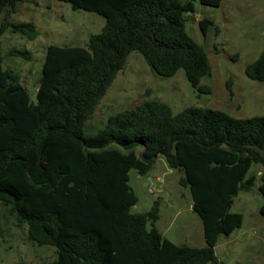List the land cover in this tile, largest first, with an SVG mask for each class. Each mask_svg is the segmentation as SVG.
<instances>
[{"label":"trees","instance_id":"obj_1","mask_svg":"<svg viewBox=\"0 0 264 264\" xmlns=\"http://www.w3.org/2000/svg\"><path fill=\"white\" fill-rule=\"evenodd\" d=\"M57 1L106 24L87 47L47 49L36 102L21 77L0 64V202L27 227L31 242L56 249L52 264H225L215 248L220 236L243 226L242 214L231 210L240 191L254 185L255 177L246 179L253 164L263 166L264 199V116L236 119L204 107L175 114L169 104L147 100L111 116L96 135L85 134L133 52L157 75L184 70L193 88L210 93L201 85L211 73L209 55L186 29L193 0ZM222 1L200 3L219 8ZM21 2L0 0V17ZM6 26L30 40L39 35L32 23ZM199 26L204 35L216 28L209 19ZM246 75L264 82V52ZM160 155L185 173L180 184L190 189L204 247L163 238L155 226L159 202L149 212H131L138 198L130 172L147 175Z\"/></svg>","mask_w":264,"mask_h":264},{"label":"rangeland","instance_id":"obj_2","mask_svg":"<svg viewBox=\"0 0 264 264\" xmlns=\"http://www.w3.org/2000/svg\"><path fill=\"white\" fill-rule=\"evenodd\" d=\"M192 3L195 12L187 15L186 29L209 55L211 73L201 85L210 93L193 88L184 70L172 78L157 75L139 52H133L88 120L86 136L96 135L111 116L147 100L167 103L175 114L188 107H204L236 119L264 116V82L246 75V68L264 52V0H223L219 8L204 6L200 0ZM202 19L213 21L219 30L210 27L204 35L199 26ZM20 23L34 24L38 37L30 40L10 26L4 28ZM105 24L104 17L75 10L68 3L23 0L0 17L1 67L17 73L36 102L47 49L87 47L91 35L99 34ZM14 50L27 52L26 57ZM262 171L261 164H253L246 179L255 177L254 185L235 198L231 211L242 214L243 226L218 240L215 254L225 264H264V216L260 214L264 199L259 191ZM184 177L182 169L170 168L161 155L147 175L132 170L129 184L138 203L131 212H149L159 202L160 219L155 226L163 238L178 246L201 248L205 246L203 224L192 210L190 189L180 184ZM56 259V249L31 242L27 227L0 202V264H52Z\"/></svg>","mask_w":264,"mask_h":264},{"label":"built area","instance_id":"obj_3","mask_svg":"<svg viewBox=\"0 0 264 264\" xmlns=\"http://www.w3.org/2000/svg\"><path fill=\"white\" fill-rule=\"evenodd\" d=\"M152 192V191H151Z\"/></svg>","mask_w":264,"mask_h":264}]
</instances>
